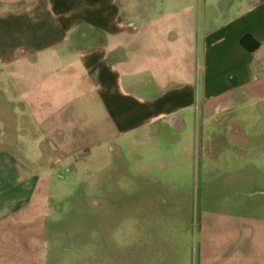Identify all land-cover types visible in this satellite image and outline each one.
<instances>
[{"label":"crops","instance_id":"crops-1","mask_svg":"<svg viewBox=\"0 0 264 264\" xmlns=\"http://www.w3.org/2000/svg\"><path fill=\"white\" fill-rule=\"evenodd\" d=\"M0 95L33 147L0 152V241L27 242L16 229L48 202L56 164L74 172L122 139L140 148L137 176H167L175 155L188 164L202 121L264 103V0H0ZM252 222L233 230L264 264Z\"/></svg>","mask_w":264,"mask_h":264},{"label":"rangeland","instance_id":"rangeland-1","mask_svg":"<svg viewBox=\"0 0 264 264\" xmlns=\"http://www.w3.org/2000/svg\"><path fill=\"white\" fill-rule=\"evenodd\" d=\"M6 101L0 95V152L33 150L25 144L32 134L22 128L21 115L2 111ZM195 133L188 164L176 168L183 159L175 155L162 168L167 176H137L140 148L122 139L76 162L74 172H64L61 164L46 170V175L54 173L43 177L50 181L49 200L38 208L34 222L16 229L27 242L0 241L2 262L8 257L12 264H239L242 259L249 264L243 256L250 251L246 239L236 236H246L245 229L235 231L233 224L244 218L249 226L254 218V256L261 255L264 103L205 119ZM24 163L43 167V160ZM158 163L155 173L163 171ZM253 259L263 264L260 256Z\"/></svg>","mask_w":264,"mask_h":264}]
</instances>
